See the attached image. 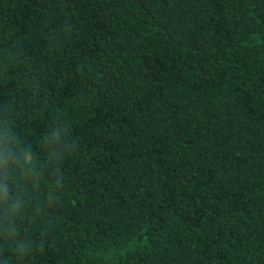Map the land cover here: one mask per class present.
<instances>
[{
  "label": "trees",
  "instance_id": "trees-1",
  "mask_svg": "<svg viewBox=\"0 0 264 264\" xmlns=\"http://www.w3.org/2000/svg\"><path fill=\"white\" fill-rule=\"evenodd\" d=\"M0 264H264V0H0Z\"/></svg>",
  "mask_w": 264,
  "mask_h": 264
}]
</instances>
